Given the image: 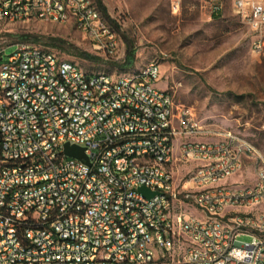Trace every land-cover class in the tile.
Wrapping results in <instances>:
<instances>
[{
  "label": "built area",
  "instance_id": "built-area-1",
  "mask_svg": "<svg viewBox=\"0 0 264 264\" xmlns=\"http://www.w3.org/2000/svg\"><path fill=\"white\" fill-rule=\"evenodd\" d=\"M201 2L236 16L264 58V0ZM34 21L75 27L104 62L120 57L94 0H0V25ZM5 51L0 264H264L263 151L176 104L157 87L158 61L115 76L32 44Z\"/></svg>",
  "mask_w": 264,
  "mask_h": 264
},
{
  "label": "rangeland",
  "instance_id": "rangeland-1",
  "mask_svg": "<svg viewBox=\"0 0 264 264\" xmlns=\"http://www.w3.org/2000/svg\"><path fill=\"white\" fill-rule=\"evenodd\" d=\"M101 2L105 11L97 6L102 16L117 31L118 59L89 58L87 54L95 55L83 34L49 21L0 25V50L8 55L18 44H32L87 72L115 76L158 61L157 87L169 89L176 104L192 107L203 125L241 134L264 153V58L251 53L247 26L228 9L212 16L201 0ZM129 53L134 64L126 68Z\"/></svg>",
  "mask_w": 264,
  "mask_h": 264
},
{
  "label": "water",
  "instance_id": "water-1",
  "mask_svg": "<svg viewBox=\"0 0 264 264\" xmlns=\"http://www.w3.org/2000/svg\"><path fill=\"white\" fill-rule=\"evenodd\" d=\"M64 149L66 155L88 162V157L85 155L84 148L66 143ZM139 190L147 197H153L155 195V192L149 191L146 187H141Z\"/></svg>",
  "mask_w": 264,
  "mask_h": 264
},
{
  "label": "trees",
  "instance_id": "trees-1",
  "mask_svg": "<svg viewBox=\"0 0 264 264\" xmlns=\"http://www.w3.org/2000/svg\"><path fill=\"white\" fill-rule=\"evenodd\" d=\"M96 2H97V5H98L100 8H102L103 11H105V7L103 6L101 0H96ZM214 17H219V16H214ZM87 55H88L89 58H91V59H97V60L100 59V58L97 57V56H91L90 54H87ZM133 64H134V56H133V54H130V53H129V54L127 55L125 61H124V66H125L126 68H129V67L133 66Z\"/></svg>",
  "mask_w": 264,
  "mask_h": 264
}]
</instances>
